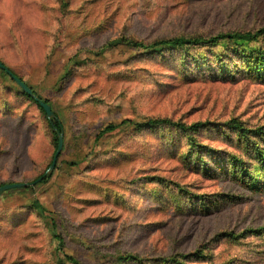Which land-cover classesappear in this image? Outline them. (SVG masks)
Masks as SVG:
<instances>
[{
	"label": "rangeland",
	"instance_id": "1",
	"mask_svg": "<svg viewBox=\"0 0 264 264\" xmlns=\"http://www.w3.org/2000/svg\"><path fill=\"white\" fill-rule=\"evenodd\" d=\"M263 27L264 0H0V60L64 135L0 195V264H264V34L134 44ZM56 149L0 68V185Z\"/></svg>",
	"mask_w": 264,
	"mask_h": 264
},
{
	"label": "trees",
	"instance_id": "2",
	"mask_svg": "<svg viewBox=\"0 0 264 264\" xmlns=\"http://www.w3.org/2000/svg\"><path fill=\"white\" fill-rule=\"evenodd\" d=\"M263 34H264V27L260 28V29H258L256 31H232V32H227V33H220L218 35L212 36L211 38H207V37H203V36H194V37L179 36V37H172V38H167V39H159V40H156L153 43L148 44V45L144 44V43H134V44L135 45H140V46H143V47H146V46H149V47H156V46H172V47H176V46H182L184 44H195L196 45V44L213 43V42H217V41H219L221 39H229V40L251 39V40H253V39H257L259 36H261ZM1 69L8 74V72L5 69H3V68H1ZM11 71L15 74V72L13 70H11ZM25 93H26L27 96H29L32 100H34L40 106V108L45 112V114L47 116L46 111L40 105V103L33 96L29 95L27 92H25ZM34 93L36 94L35 91H34ZM45 101L48 102L47 100H45ZM47 119H48L49 124H50V126H51V128L53 130L54 135H55L56 147H58L59 133L63 131V123H62L61 119L59 118V116H58V114L56 112H55V116L54 117L49 118L47 116ZM127 121L125 120L124 122H127ZM152 122L153 121L147 122V125L149 123H152ZM176 125L179 128L184 129V130L191 129V130H194V131H196V130L198 131L201 128L207 127L208 125H210V122H207V121L206 122H196L194 124H191L190 126H187V125H184V124H180V123H176ZM116 127L117 126L114 125V124H108L101 131V133L103 134V133H105L107 131H113V130L116 129ZM241 129L243 131L252 132V133H259L260 132V130L257 129V128L245 129V128L241 127ZM51 175H52V172L51 173H47V171H46L45 173H43V174H41L39 176L41 178V180L39 182H46L51 177ZM39 177H37V178H39ZM121 257L123 259H127L128 260V259H135L138 256L135 255V254H126V255L121 256ZM71 259L75 263H79V261H77L75 258H71Z\"/></svg>",
	"mask_w": 264,
	"mask_h": 264
},
{
	"label": "water",
	"instance_id": "3",
	"mask_svg": "<svg viewBox=\"0 0 264 264\" xmlns=\"http://www.w3.org/2000/svg\"><path fill=\"white\" fill-rule=\"evenodd\" d=\"M0 67L5 69L8 72V74H10L12 79H14L23 88V90L25 92H27L29 95L33 96L40 103V105L44 108V110L46 111L47 116L49 118H52L55 116V112H54L51 104H49L45 100L41 99L37 94H35L33 89L25 81H23L20 77H18L16 74H14L7 67V65L4 64V62L2 60H0ZM63 145H64V135H63V131H62L59 133L58 147L55 151L52 163L50 164L49 168L47 169V173H51L56 168L57 160H58L60 152L63 149ZM40 180H41V178L39 177L32 182H8V183H4V184L0 185V195L6 190L13 189V188L27 187L29 185H32V184L39 182Z\"/></svg>",
	"mask_w": 264,
	"mask_h": 264
}]
</instances>
